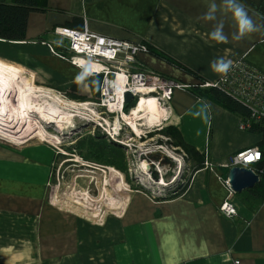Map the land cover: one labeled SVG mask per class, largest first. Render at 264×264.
I'll use <instances>...</instances> for the list:
<instances>
[{
	"label": "crops",
	"instance_id": "1",
	"mask_svg": "<svg viewBox=\"0 0 264 264\" xmlns=\"http://www.w3.org/2000/svg\"><path fill=\"white\" fill-rule=\"evenodd\" d=\"M237 2L262 29L241 41L232 40L237 23L227 0H40L27 17L24 41L0 40L1 63L35 88L76 102L98 99V78L85 74L77 82L84 71L57 56L66 40L53 31L87 29L145 44L151 53L139 55L140 64L184 86L173 91L168 110L160 105L162 121L213 166L191 169L182 192L165 198L132 190L119 215L96 227L47 200L53 149L0 142V264H264V179L260 188L230 198L233 218L218 210L228 174L219 165L245 149H262L264 137L240 130L241 117L212 102L203 100L211 105L207 120L196 114L197 85L221 77L212 60L242 61L264 74V0ZM218 27L227 43L210 38Z\"/></svg>",
	"mask_w": 264,
	"mask_h": 264
},
{
	"label": "rangeland",
	"instance_id": "2",
	"mask_svg": "<svg viewBox=\"0 0 264 264\" xmlns=\"http://www.w3.org/2000/svg\"><path fill=\"white\" fill-rule=\"evenodd\" d=\"M0 47H3L2 43ZM14 94L12 99L18 95ZM59 97L61 99L52 92L33 87L31 97L26 100L27 116L33 120L34 126H39L45 140L34 136V133L39 135L34 126L24 127L21 121L12 118L14 110L2 120L12 125L10 128L15 132L18 143H50L46 145L53 149L57 159L48 185L47 200L53 205L75 214L85 223L103 227L106 221L119 215L126 203L121 202L122 199L127 201L132 190L145 189L150 194L168 196L184 187L188 180L187 172L194 167L193 158L174 147L172 138L164 135V130L170 127L166 121H159L160 125L152 127L141 126L140 135H133L127 127L125 134L113 135L121 143L113 140L110 143L101 128L88 122L90 114L85 106L66 103L64 100L68 102L69 99ZM39 98L52 102L56 113H49L47 104ZM158 107L163 110L160 105ZM112 129L111 126L107 129L110 135L114 134ZM54 137L58 140H53ZM88 137L94 139L98 146L107 145L117 150L123 156L122 162L119 156L110 157L105 151L100 162L93 161L87 150ZM118 166H123L124 170ZM163 183L167 187L162 186Z\"/></svg>",
	"mask_w": 264,
	"mask_h": 264
},
{
	"label": "built area",
	"instance_id": "3",
	"mask_svg": "<svg viewBox=\"0 0 264 264\" xmlns=\"http://www.w3.org/2000/svg\"><path fill=\"white\" fill-rule=\"evenodd\" d=\"M53 32L66 40V44L63 46V54H58L57 56L61 59H66L74 67L83 70L88 77L100 78L97 89L98 99L96 101L76 102L68 100V102L78 107H81L80 105L86 106L88 108L86 111L90 114L88 122L94 123L95 126L101 128L102 134L110 143H113L111 141L113 139L107 129L110 126L114 127L118 120H121L118 127L120 136L126 133L127 127L123 125L124 122L122 120L123 113H125L126 103L124 96L126 93L132 95L133 101L140 97H153L159 105L168 110L173 91L175 89H184V86H180L175 81L158 75V73L147 70L140 64L137 60L138 56L150 53L149 48L145 44H135L98 36L90 33L87 29L81 31L56 29ZM79 58L85 59L94 68L91 71H86L79 67ZM197 86L202 90H220L246 109V117L239 119L240 130L249 132L255 127L264 129V74L250 67L248 68L242 61H239L232 66L226 78L221 76L216 81L200 83ZM59 96L65 99L63 95ZM10 126L12 127V125ZM10 126L6 122H0V142L17 146L20 143H14L10 140V131L12 130ZM44 143L50 144L47 141H44ZM51 146L55 148L53 145ZM205 156L206 153L203 157L204 168L213 170L212 164L207 161ZM248 156H252L253 159H247ZM219 167L226 170L246 168L260 180V178H264V154L257 147L248 148L231 155ZM191 173L192 171L188 170V179ZM221 182L227 196L223 203L220 204L218 210L224 217L233 218L237 215V212L235 206L231 204L230 198L235 193L232 192L228 179L221 180ZM139 191L145 193V196L152 200L167 197L150 194L145 189Z\"/></svg>",
	"mask_w": 264,
	"mask_h": 264
},
{
	"label": "trees",
	"instance_id": "4",
	"mask_svg": "<svg viewBox=\"0 0 264 264\" xmlns=\"http://www.w3.org/2000/svg\"><path fill=\"white\" fill-rule=\"evenodd\" d=\"M40 0H0V40L4 42H21L25 38V29L27 23V17L32 11L38 10ZM150 52V51H149ZM151 53V52H150ZM159 57V55H156ZM98 82L100 83V78ZM196 98L203 99L214 104H217L224 109L229 110L232 113L238 114V116L244 118L247 115V111L243 106L236 103L231 98L227 97L222 91L217 89H206V90H196ZM138 102V100H137ZM136 102V103H137ZM135 107L134 103L126 104L125 113L130 109ZM253 133L261 134L264 137V129L255 127L251 130ZM249 131V132H251ZM164 135L172 138L174 147L180 148L185 155L193 158L194 167L192 170L200 169L203 167L204 159L198 153H196L192 147L188 146L181 139L179 132L176 128L170 126L164 130ZM89 141V155L93 161L100 162L102 158L103 151L107 152L110 157H120L122 162L123 156L118 153L115 149H110L107 145H97L94 139L88 137ZM261 148L259 149L262 154H264V140L260 142ZM112 163V162H111ZM123 167V166H122ZM121 166H118L120 170H124ZM264 179V178H261ZM260 183L255 187L256 189L260 188ZM259 186V187H258ZM184 187L178 188L175 193L182 192ZM254 188V189H255Z\"/></svg>",
	"mask_w": 264,
	"mask_h": 264
},
{
	"label": "bare ground",
	"instance_id": "5",
	"mask_svg": "<svg viewBox=\"0 0 264 264\" xmlns=\"http://www.w3.org/2000/svg\"><path fill=\"white\" fill-rule=\"evenodd\" d=\"M79 67H82L86 71H91L94 67L91 66L89 63L85 61L83 58L78 59ZM98 69V68H97ZM32 84L24 79L18 69L12 67L11 65H5L0 62V122L5 123L2 121L4 118L9 117L12 114V110H14V115L12 118H15L17 122L21 121L23 126H34L33 120L29 119L26 113V100L31 97L33 91ZM50 92V91H49ZM17 93L15 99H12V95L14 96ZM53 93V92H52ZM56 97L60 98L56 95ZM14 98V97H13ZM61 99V98H60ZM38 100H42L47 104L48 112L51 114L56 113V106L54 104L44 98H39ZM63 100V99H62ZM138 102L135 104V107L130 109L127 113H123L122 120L124 125L131 130L133 135H140L141 133V126H149L152 127L155 124H159V121H162V113L158 107L159 103L153 97H140ZM66 103V100H64ZM51 103V104H50ZM72 104V103H71ZM73 105V104H72ZM44 106V104H43ZM81 107L84 105H80ZM86 107V106H85ZM14 108V109H12ZM88 109V108H86ZM67 122V120H65ZM121 123V120H118L115 124L111 133L112 139L116 143L119 142L114 136L118 134V127ZM68 124V123H66ZM35 130L39 132V135L36 134L40 140H45L43 137L39 126H34ZM27 129H29L27 127ZM10 140L13 142H17V136H15L14 131H10ZM114 135V136H113ZM53 140H58V137H54ZM162 183V182H161ZM167 187L166 184H162V186Z\"/></svg>",
	"mask_w": 264,
	"mask_h": 264
},
{
	"label": "clouds",
	"instance_id": "6",
	"mask_svg": "<svg viewBox=\"0 0 264 264\" xmlns=\"http://www.w3.org/2000/svg\"><path fill=\"white\" fill-rule=\"evenodd\" d=\"M227 3L229 9L232 11L233 19L237 23V33L232 37L233 41H241L246 34L249 35L252 33L262 32L260 26H255V27L253 26V22L248 17V12L244 4L238 3L237 0H227ZM214 10H215V6H213V8L210 11H214ZM205 18H210V16ZM210 38L217 43L228 42V37L222 33L219 27L210 33ZM232 66H233V61L231 59H225L223 57H218L210 62L211 70L216 74H220L222 78L227 77V74L230 72ZM85 74L86 73H82L79 76H77L76 78L77 82L83 81ZM201 103H202V108L196 114L197 115L203 114L205 119L207 120L210 115L209 110L211 108V105L208 104L206 101H203L202 98H201Z\"/></svg>",
	"mask_w": 264,
	"mask_h": 264
},
{
	"label": "water",
	"instance_id": "7",
	"mask_svg": "<svg viewBox=\"0 0 264 264\" xmlns=\"http://www.w3.org/2000/svg\"><path fill=\"white\" fill-rule=\"evenodd\" d=\"M133 97L131 94L126 93L124 96V101L126 104L134 103L136 101L132 100ZM25 142L21 143L24 144ZM158 180L157 178H155ZM176 177L173 178L175 180ZM227 179L229 185L235 194H240L242 191L254 190V188L259 184L260 180L258 177L253 174L250 170L246 168H232L228 170Z\"/></svg>",
	"mask_w": 264,
	"mask_h": 264
},
{
	"label": "snow or ice",
	"instance_id": "8",
	"mask_svg": "<svg viewBox=\"0 0 264 264\" xmlns=\"http://www.w3.org/2000/svg\"><path fill=\"white\" fill-rule=\"evenodd\" d=\"M247 159L251 160V159H253V157L252 156H248Z\"/></svg>",
	"mask_w": 264,
	"mask_h": 264
}]
</instances>
